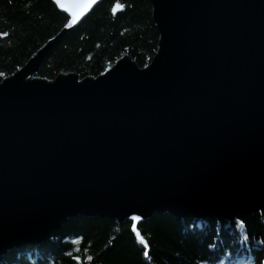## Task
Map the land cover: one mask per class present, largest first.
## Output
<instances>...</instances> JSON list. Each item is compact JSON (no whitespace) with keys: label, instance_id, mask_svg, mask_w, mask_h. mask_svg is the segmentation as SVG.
Instances as JSON below:
<instances>
[{"label":"water","instance_id":"95a60500","mask_svg":"<svg viewBox=\"0 0 264 264\" xmlns=\"http://www.w3.org/2000/svg\"><path fill=\"white\" fill-rule=\"evenodd\" d=\"M102 1L0 82V258L78 216L136 234L155 213L264 212V0H146L148 65L125 56L95 78L38 77Z\"/></svg>","mask_w":264,"mask_h":264},{"label":"trees","instance_id":"16d2710c","mask_svg":"<svg viewBox=\"0 0 264 264\" xmlns=\"http://www.w3.org/2000/svg\"><path fill=\"white\" fill-rule=\"evenodd\" d=\"M117 3L124 7L113 16ZM67 21L51 0H0V82L56 38ZM157 41L146 0H103L51 48L38 77L54 80L73 73L95 78L125 56L145 67ZM132 225L70 218L46 243L9 250L0 264H264V212L233 222L155 213L137 225L147 247Z\"/></svg>","mask_w":264,"mask_h":264},{"label":"snow or ice","instance_id":"6c2138e0","mask_svg":"<svg viewBox=\"0 0 264 264\" xmlns=\"http://www.w3.org/2000/svg\"><path fill=\"white\" fill-rule=\"evenodd\" d=\"M97 2V0H55V4L58 5L59 8L65 10L66 12L70 13L71 19L68 21L67 26H72L80 20L82 16L85 15L86 12ZM124 5L121 3H117L115 7L112 9L113 12H116L117 9L123 8ZM7 35V33H3ZM2 75V73H0ZM134 220H139V216H134ZM138 239L142 244L147 245L144 237L137 232L136 233ZM146 256L148 255L147 252L144 253ZM91 259V257H89Z\"/></svg>","mask_w":264,"mask_h":264}]
</instances>
